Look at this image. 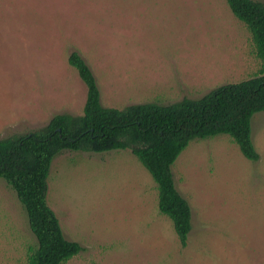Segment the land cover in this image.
<instances>
[{
    "label": "rangeland",
    "instance_id": "rangeland-1",
    "mask_svg": "<svg viewBox=\"0 0 264 264\" xmlns=\"http://www.w3.org/2000/svg\"><path fill=\"white\" fill-rule=\"evenodd\" d=\"M264 2V0H258ZM90 66L106 108L170 105L259 74L252 35L226 0H0V139L82 116ZM259 160L228 135L195 139L172 166L192 210L183 248L158 190L131 150L63 151L47 201L84 250L66 264H264V112L252 118ZM37 248L16 192L0 178V264Z\"/></svg>",
    "mask_w": 264,
    "mask_h": 264
},
{
    "label": "trees",
    "instance_id": "trees-1",
    "mask_svg": "<svg viewBox=\"0 0 264 264\" xmlns=\"http://www.w3.org/2000/svg\"><path fill=\"white\" fill-rule=\"evenodd\" d=\"M226 1L252 35L262 62L255 77L220 86L199 99L184 98L170 105L136 104L120 110L102 105L90 66L73 52L68 63L87 87L84 114H58L39 131L0 139V178L16 192L37 239L28 264H66L84 250L65 237L47 201L52 163L63 151L131 150L156 183L159 211L173 222L183 248L193 224L191 207L178 192L172 172L181 153L195 139L228 135L247 160H259L252 118L264 112V2Z\"/></svg>",
    "mask_w": 264,
    "mask_h": 264
}]
</instances>
